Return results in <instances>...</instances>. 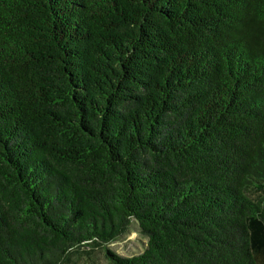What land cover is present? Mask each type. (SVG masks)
Segmentation results:
<instances>
[{"label": "trees", "instance_id": "1", "mask_svg": "<svg viewBox=\"0 0 264 264\" xmlns=\"http://www.w3.org/2000/svg\"><path fill=\"white\" fill-rule=\"evenodd\" d=\"M264 264V0H0V264Z\"/></svg>", "mask_w": 264, "mask_h": 264}, {"label": "rangeland", "instance_id": "2", "mask_svg": "<svg viewBox=\"0 0 264 264\" xmlns=\"http://www.w3.org/2000/svg\"><path fill=\"white\" fill-rule=\"evenodd\" d=\"M145 244L146 238L139 233L136 226L131 225L124 236L105 247L84 246L80 249H74L69 258L72 264H111L105 256V249L120 257H133L144 250Z\"/></svg>", "mask_w": 264, "mask_h": 264}]
</instances>
